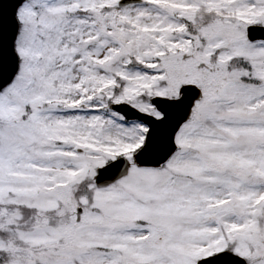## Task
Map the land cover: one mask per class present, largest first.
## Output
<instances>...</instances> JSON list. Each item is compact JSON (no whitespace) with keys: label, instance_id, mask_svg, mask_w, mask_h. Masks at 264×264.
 Returning <instances> with one entry per match:
<instances>
[{"label":"snow or ice","instance_id":"snow-or-ice-1","mask_svg":"<svg viewBox=\"0 0 264 264\" xmlns=\"http://www.w3.org/2000/svg\"><path fill=\"white\" fill-rule=\"evenodd\" d=\"M0 264H264V0H0Z\"/></svg>","mask_w":264,"mask_h":264}]
</instances>
